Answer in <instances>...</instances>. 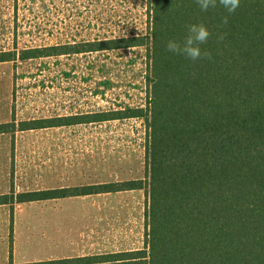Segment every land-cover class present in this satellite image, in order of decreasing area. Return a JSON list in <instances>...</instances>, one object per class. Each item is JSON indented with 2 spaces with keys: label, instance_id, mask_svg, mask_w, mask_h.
Listing matches in <instances>:
<instances>
[{
  "label": "trees",
  "instance_id": "trees-1",
  "mask_svg": "<svg viewBox=\"0 0 264 264\" xmlns=\"http://www.w3.org/2000/svg\"><path fill=\"white\" fill-rule=\"evenodd\" d=\"M147 36L1 53L0 63L146 47V109L23 122L22 132L143 119L145 180L14 193L0 206L145 191L144 247L25 264H264V0L201 11L195 0H149ZM227 17V24L223 19ZM211 35L192 62L166 51L186 25ZM223 36V40L218 37ZM17 130L0 125V134ZM9 264H14L12 261Z\"/></svg>",
  "mask_w": 264,
  "mask_h": 264
},
{
  "label": "rangeland",
  "instance_id": "rangeland-1",
  "mask_svg": "<svg viewBox=\"0 0 264 264\" xmlns=\"http://www.w3.org/2000/svg\"><path fill=\"white\" fill-rule=\"evenodd\" d=\"M149 10V0H0V54L16 53L19 59L30 49L122 39L125 31L127 38L147 36ZM147 53L146 47H136L0 63V125L17 127L0 138L11 143L10 162L19 170L20 188L44 191L145 180L148 132L143 119L26 132L19 125L146 109ZM52 167L54 173L42 172ZM26 170L41 175L26 176ZM77 199L80 208L70 209L65 202L57 211L32 205L11 220L18 240L16 264L144 247L145 191ZM65 215L76 218L55 220ZM12 240L13 234L11 245ZM3 250L0 246V256Z\"/></svg>",
  "mask_w": 264,
  "mask_h": 264
},
{
  "label": "crops",
  "instance_id": "crops-1",
  "mask_svg": "<svg viewBox=\"0 0 264 264\" xmlns=\"http://www.w3.org/2000/svg\"><path fill=\"white\" fill-rule=\"evenodd\" d=\"M0 123H4L0 121ZM12 151V146L9 141H5L2 138H0V196L2 195H8L10 193H14L15 195L20 194V193H27V192H36L31 190L30 187H27L24 191V189L20 188L21 180H20V173L19 170H16L12 168V164L10 162V154ZM53 169L49 168L47 170L42 171L43 173L47 171L48 173H54L55 168L52 167ZM60 169V167H59ZM26 176L28 173H31V175H37L39 173L35 171H25ZM41 175V174H39ZM53 175V174H52ZM27 178V177H26ZM141 191H131V192H121L117 193L122 194V195H134L136 193H140ZM144 193V192H143ZM112 195L116 194H101V195H93V196H86L85 198L89 199H101L104 197H112ZM79 198V197H78ZM68 203V205L64 204L63 206H68L70 209H76L80 208L81 206H78L77 203H80V201L76 198H71V199H59V200H50V201H43V202H33V203H27V204H17L14 206L12 209L10 205H2L0 206V230L2 231V237H0L1 244L0 246H4L3 253L0 256V264H9L11 261L16 264L15 259L13 258L14 253H15V246H18V240H17V232L15 228H11L12 225V219L19 213L22 212L25 208L32 206V205H44L46 207H51L52 211H57L55 208L56 206H59L61 203ZM82 203V202H81ZM94 207L98 205H93ZM81 210V209H79ZM55 220H65L66 218H76L74 216H55ZM16 220V218L14 219ZM17 222V221H16ZM13 225L15 227V223L13 221ZM146 227V226H145ZM13 230V233H12ZM93 233V232H92ZM13 234V244L11 245V235ZM91 234V233H88ZM85 234V235H88ZM74 234H70L69 236H73ZM79 234H76V236ZM123 242V241H121ZM106 244V243H105ZM107 246V244L105 245ZM121 246H124L121 244ZM128 246V245H127ZM104 254V253H102ZM109 254V253H105ZM92 255H101L98 253L92 254ZM83 256H90L89 254H82L79 257Z\"/></svg>",
  "mask_w": 264,
  "mask_h": 264
},
{
  "label": "clouds",
  "instance_id": "clouds-1",
  "mask_svg": "<svg viewBox=\"0 0 264 264\" xmlns=\"http://www.w3.org/2000/svg\"><path fill=\"white\" fill-rule=\"evenodd\" d=\"M201 11H208L209 8H215L217 4L222 6L229 14L235 12L240 4V0H195ZM227 24V17L223 19ZM211 33L203 23L186 25V35L183 40L170 39L166 43V51L184 56L186 59L196 62L202 59H212L210 52L202 50V45L207 43ZM127 38V32L123 35ZM223 40V36L218 37Z\"/></svg>",
  "mask_w": 264,
  "mask_h": 264
}]
</instances>
